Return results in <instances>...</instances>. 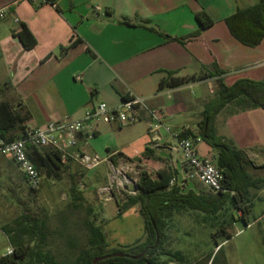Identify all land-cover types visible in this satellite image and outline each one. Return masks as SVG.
<instances>
[{
    "label": "crops",
    "instance_id": "crops-1",
    "mask_svg": "<svg viewBox=\"0 0 264 264\" xmlns=\"http://www.w3.org/2000/svg\"><path fill=\"white\" fill-rule=\"evenodd\" d=\"M52 1L56 8L26 0H0V12H6L0 19V104L7 102L13 111L28 116L23 129L9 132L8 137L16 139L27 128L46 127L53 121L81 119L87 108L100 102L117 107L123 97L134 93L148 98V110L140 121L147 122V134L136 141L142 148L137 158L129 159L120 151L110 153L108 145L99 144L105 134L124 128L116 125L101 124L93 135L85 133L79 149L93 154L107 148V158L116 164L125 159L142 165L155 163L178 172L173 185L180 180L192 182L185 180L189 171L185 160L176 166L173 155L179 151L170 139L186 129L200 133L203 114L217 97L221 81L229 87L245 79L264 82V38L256 46L247 45L226 23L260 0ZM201 12L213 25H201L197 19ZM24 28L37 41L32 49L21 41ZM170 73L196 81L160 90L161 81ZM152 110L163 111L171 129L169 133L161 128L156 134L159 140L149 131ZM214 128L218 137L247 154L254 177H264L263 108L229 103L216 115ZM201 143L197 148L202 156L218 154L207 143L201 153ZM148 148L155 151L154 157L146 155ZM251 198L253 209L257 203L264 205V187L252 188ZM145 237L146 229L139 240Z\"/></svg>",
    "mask_w": 264,
    "mask_h": 264
},
{
    "label": "rangeland",
    "instance_id": "rangeland-1",
    "mask_svg": "<svg viewBox=\"0 0 264 264\" xmlns=\"http://www.w3.org/2000/svg\"><path fill=\"white\" fill-rule=\"evenodd\" d=\"M147 134V122H139L114 133L103 136L99 144L108 145L110 153L120 151L129 159L137 158L141 153L138 138ZM172 147L178 142L171 137ZM206 143H201L200 151L205 153ZM107 148L101 153H93L107 158ZM216 150V149H215ZM176 166L185 160L182 151H174ZM217 155L213 158L217 159ZM138 171V180L146 171L154 178L161 169L155 163L142 165L133 161ZM110 163L104 162L94 170H87L78 163H72L54 176L43 172L41 187L32 190L20 169L9 157L0 156V257L5 256L12 246L4 227L12 226L23 214L42 217L47 221L46 251L52 253L60 264H78L77 260L85 250L90 249V223L102 227L107 235L109 249H126L133 246L145 234L144 217L137 207H131L120 213L118 203L124 206L130 195L126 190H116L111 200L101 194V189L110 184ZM183 191L190 188L200 192H209L198 180L179 182ZM82 196L83 199H78ZM264 205L257 203L250 215L252 227L240 219L238 212L227 207L213 219H205V214L183 210L176 212L168 221L164 233L165 251L180 253L184 261L179 262L167 256L161 261L169 264H206L211 253L219 251L216 240L222 244L223 253L216 264H264ZM255 222L256 219H259ZM225 226L234 237L220 233Z\"/></svg>",
    "mask_w": 264,
    "mask_h": 264
},
{
    "label": "trees",
    "instance_id": "trees-1",
    "mask_svg": "<svg viewBox=\"0 0 264 264\" xmlns=\"http://www.w3.org/2000/svg\"><path fill=\"white\" fill-rule=\"evenodd\" d=\"M197 19L204 27L213 25V21L205 12L199 13ZM226 23L231 32L239 36L243 43L250 46L258 45L264 38V0H260L257 5L248 9L239 10L228 18ZM20 38L26 49H32L37 44L33 34L26 28L20 34ZM192 81H196V78H179L174 77V73H170L168 79L161 81L159 89L163 90L167 87L176 89ZM232 102L238 103L243 108L264 109V82L245 79L229 87L221 81L217 97L207 105L203 114V128L199 135L209 146L218 151L216 162L223 171L226 192L213 193L211 190L196 192L193 189L183 192L182 185L177 183L172 185V182L177 179V171L164 168L158 172L157 178L144 171L137 184L138 194L129 197L124 206L118 203V207L120 213L131 207L139 208L146 223L145 239L138 240L126 249L111 250L102 227L92 222L89 226L90 249L81 254L77 260L78 264H92L96 258L113 253H125L136 257L144 254V256L137 260L112 258L99 264H169L170 260L161 261L160 258L163 255L171 260L184 261L180 253L163 249L164 233L168 227V221L176 212L183 210L198 211L205 214V219H213L229 207L241 213L240 219L247 226L251 224L250 215L253 211L251 189H262L264 177H254L249 171L251 161L247 154L238 150L232 143L218 137L214 128L216 115ZM26 121H28V116H22L13 111L9 103L0 104L1 139L11 141L8 133L19 127L23 129ZM181 137L196 138L197 135L191 130H186L181 133ZM146 155L154 157L155 151L148 148ZM31 157L42 174L47 172L50 176L58 175L67 166L62 162L61 153L53 148L34 150ZM77 198L83 199L82 196H77ZM4 231L14 248V254L0 257V264H60L57 258L46 251L43 246L48 235L47 221L44 218L33 217L30 213H25L16 220L14 225L4 227ZM220 233H223L227 240L234 237V234L227 232L225 226L220 228ZM216 243L220 249L216 255L210 254L206 264H216L219 255L223 253L222 244L218 240Z\"/></svg>",
    "mask_w": 264,
    "mask_h": 264
},
{
    "label": "built area",
    "instance_id": "built-area-1",
    "mask_svg": "<svg viewBox=\"0 0 264 264\" xmlns=\"http://www.w3.org/2000/svg\"><path fill=\"white\" fill-rule=\"evenodd\" d=\"M36 6L51 5L57 7L52 0H26ZM100 10L101 8H96ZM6 12H0V19L5 18ZM18 23V20H16ZM77 81L82 76L76 77ZM148 110V98L142 95L130 93L125 96L117 107H110L105 102H100L94 108H87L84 117L76 120H63L50 122L46 127L27 128L23 135L14 140L0 139V156L9 157L24 175L28 186L32 190H38L43 183V175L32 160L34 150L53 148L61 153L62 162L65 165L78 163L87 170H94L104 162L110 163V184L101 189V194L112 199L116 190L124 189L130 195L138 193V171L136 164L129 159L122 163H114L109 158H101L99 155L90 154L79 149L81 136L85 133L93 135L97 126L101 124L125 127L139 123L142 113ZM150 133L156 136L161 128L169 133L171 129L164 122V112H151ZM189 130V129H186ZM178 146L175 150L182 151L185 156L189 171L185 180H198L213 193L226 192L223 171L218 167L215 159L202 156L197 148L203 141L197 134L196 138H182L181 134H173ZM137 176V177H136ZM140 179V178H139ZM174 181L172 182L173 185ZM14 248L11 246L5 256H12Z\"/></svg>",
    "mask_w": 264,
    "mask_h": 264
},
{
    "label": "water",
    "instance_id": "water-1",
    "mask_svg": "<svg viewBox=\"0 0 264 264\" xmlns=\"http://www.w3.org/2000/svg\"><path fill=\"white\" fill-rule=\"evenodd\" d=\"M164 157H171V155H167L165 153L161 154ZM144 256V254L140 255V256H133L130 254H125V253H113V254H107L105 256H101L96 258L95 260H93L92 264H99L102 261L108 260V259H112V258H130L133 260H137V259H141Z\"/></svg>",
    "mask_w": 264,
    "mask_h": 264
}]
</instances>
